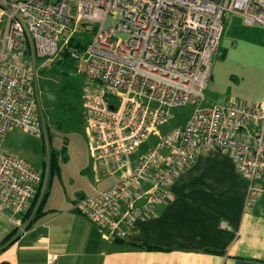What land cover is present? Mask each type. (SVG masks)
Listing matches in <instances>:
<instances>
[{"label":"built area","instance_id":"2783aa9c","mask_svg":"<svg viewBox=\"0 0 264 264\" xmlns=\"http://www.w3.org/2000/svg\"><path fill=\"white\" fill-rule=\"evenodd\" d=\"M231 14L264 27V0H0V213H13L19 234L26 227L17 216L46 196L49 174L8 154L3 141L20 130L50 146L38 63L57 58L83 24L94 30L83 55L86 136L98 179H115L75 209L107 237L124 240L211 150L233 158L248 184V206L255 202L264 171V102L203 106ZM109 18L120 21L107 26ZM190 104L197 106L187 123L161 134L170 110ZM152 137L155 148L147 147Z\"/></svg>","mask_w":264,"mask_h":264},{"label":"crops","instance_id":"0c3cea01","mask_svg":"<svg viewBox=\"0 0 264 264\" xmlns=\"http://www.w3.org/2000/svg\"><path fill=\"white\" fill-rule=\"evenodd\" d=\"M220 50L218 56L222 58L214 59L203 106L224 105L231 101V94L237 97L233 100L249 104L264 102V27H248L238 14L232 19L228 16ZM230 56L243 59L236 63L239 74L225 69ZM227 73L238 76L236 84L229 81L234 87L231 93L221 88ZM17 134L27 133H8L3 148L22 158L12 145ZM84 173L77 194L55 201L51 188L56 176L47 171V195H39L30 203L31 217L28 213L17 216L26 232H18L17 242L0 253V263L264 264V171L255 182L260 192L248 206V184L233 158L218 150L203 153L173 183L172 199L158 206L151 216L139 219L121 242L107 237L96 223L75 209L81 197L110 186L115 178L99 180L92 162ZM37 212L40 216L31 223ZM12 217L10 211L0 213V245L17 229ZM135 245L156 249L142 250ZM52 255L56 256L53 263Z\"/></svg>","mask_w":264,"mask_h":264},{"label":"rangeland","instance_id":"374dc122","mask_svg":"<svg viewBox=\"0 0 264 264\" xmlns=\"http://www.w3.org/2000/svg\"><path fill=\"white\" fill-rule=\"evenodd\" d=\"M236 15H229L230 19H232V17H236ZM119 21V18H109L106 24L107 26H113L116 25ZM92 29V25H86V28H81L79 32L75 35L76 39L78 41H81L82 43L89 42L93 37ZM64 49H67V47L65 46L63 50ZM63 52H61V54L55 59L40 60L38 63L40 66L39 88L41 95V107L43 112V119L47 129V135L50 141V146L47 142L46 137L41 139L33 137L29 134H17L12 140V145L14 146V148H16L18 154H20L23 160L35 169H45V171L47 172L48 170L51 171L53 165L57 164L58 168H54L56 169L54 171V176L56 177L51 188V199L55 201H60L62 199V196L64 195L69 197L71 193H74V195L77 194L80 188L79 182L83 178V174H85L84 170L87 169L88 163L92 162L89 141L86 136V125L83 130L74 133H70L69 130L62 132L59 129H56V127H54V118L57 116L58 113L57 106L61 104L62 101H64L63 96H66L69 91L75 92V90H81L77 89L80 87L78 85L79 83H71H73L74 81H82L84 80V78L86 81V77L84 74L85 63L83 61L84 53L80 54L77 53L74 49H72L73 57L78 59V62L75 63L77 69H67L66 67H64V65L62 66L57 63L59 60H61ZM221 58L222 57L218 56L217 59ZM240 60L243 59H238L236 56H230L225 69L227 70L228 68H230L232 69V73L239 74V68L236 69V63L238 61L240 62ZM215 61H213V67ZM227 75L228 76L226 80H224L221 84V88L224 90V92L231 93L233 92L234 87L229 85V81L231 83L234 82L236 84L238 76L236 74L230 75L228 73ZM212 76L213 73H211L210 81L212 80ZM210 81L208 85L211 84ZM235 98L237 99L235 95L231 94L229 100H233ZM243 103L249 104L250 102L245 103L244 101ZM153 106H155V104H153ZM196 106V104H190L181 109L170 110V122L159 129L161 134L166 135L171 132L175 127L186 124L187 121L190 119L191 115L193 114V111L195 110ZM157 142L158 139L152 137L147 143V147L155 148ZM143 150L144 149H141V152ZM51 153L52 158L49 164L48 157L49 154L51 157ZM58 170H61V175L59 176Z\"/></svg>","mask_w":264,"mask_h":264},{"label":"trees","instance_id":"16d2710c","mask_svg":"<svg viewBox=\"0 0 264 264\" xmlns=\"http://www.w3.org/2000/svg\"><path fill=\"white\" fill-rule=\"evenodd\" d=\"M83 27L86 28V25L83 24L82 28ZM92 31L94 33L93 29ZM89 42L82 43L81 41H78L76 37H73L70 40L67 49H64L65 50V51L63 50L64 52L62 51L63 52L62 58L57 63H59L62 66L64 65V67H66L67 69L68 68L77 69V66H75V63L78 62V59L73 57L72 49H74L77 53H80V54L84 53ZM84 83H85V78L84 80L79 81V82L74 81L71 84H78L80 87L77 89H81V90L79 91L75 90V92L69 91V93L66 96H63L64 101H62L61 104L57 106L58 113H57V116L54 118L55 119L54 127H56V129H59L62 132L69 130L70 133L79 132L84 129L86 125V112L83 106V100L81 96ZM51 158H52V153H51ZM54 168L56 169L58 168L57 164L53 165V167L51 168V171L53 174L55 173L54 171L56 170ZM39 213H41V211ZM39 213L37 212L33 216L31 223H33L34 221L38 219V217L40 216ZM31 215H32V212L30 211L27 216L31 217ZM17 233H18V230L16 229L12 234L6 237V239L0 245V253L3 251H6L9 247L14 245L15 242H17L18 240ZM114 240L118 242L123 241V240H118V239H114ZM135 247L142 249V250H155L156 249L148 245H135ZM0 264H10V263L3 262Z\"/></svg>","mask_w":264,"mask_h":264},{"label":"water","instance_id":"95a60500","mask_svg":"<svg viewBox=\"0 0 264 264\" xmlns=\"http://www.w3.org/2000/svg\"><path fill=\"white\" fill-rule=\"evenodd\" d=\"M144 202H141V203H139V204H143Z\"/></svg>","mask_w":264,"mask_h":264},{"label":"bare ground","instance_id":"6f19581e","mask_svg":"<svg viewBox=\"0 0 264 264\" xmlns=\"http://www.w3.org/2000/svg\"><path fill=\"white\" fill-rule=\"evenodd\" d=\"M40 169V168H39ZM47 195V194H46ZM31 205V204H30ZM31 208V207H30ZM18 234V233H17Z\"/></svg>","mask_w":264,"mask_h":264}]
</instances>
